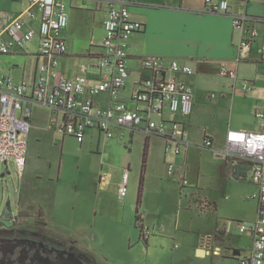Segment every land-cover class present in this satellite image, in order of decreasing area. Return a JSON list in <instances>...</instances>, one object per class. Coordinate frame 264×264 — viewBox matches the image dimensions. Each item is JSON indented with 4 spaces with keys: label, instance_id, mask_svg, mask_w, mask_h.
Wrapping results in <instances>:
<instances>
[{
    "label": "crops",
    "instance_id": "1",
    "mask_svg": "<svg viewBox=\"0 0 264 264\" xmlns=\"http://www.w3.org/2000/svg\"><path fill=\"white\" fill-rule=\"evenodd\" d=\"M63 1L66 3L69 15V25L61 32V35L67 41L68 49L64 55L60 56L58 69L68 77L75 78L81 73V64L90 63L91 56L103 52L101 42L105 35V20L111 4L119 6L122 1L126 0H68V3ZM130 2L128 7L131 18L140 23L142 29L134 32L128 40L130 76L121 90L120 98L131 107L135 105L133 94L136 87L141 77L150 75L149 71L142 68L141 59L143 57L158 56L177 59L182 64L193 67L192 75L182 73L178 75V78L186 81L194 92V109L186 122L187 138L192 144L186 152L179 154L184 159L180 179L182 181L183 175L187 178L189 154L191 150L198 147L207 148L218 158L224 160V172L234 176L237 173L236 166L231 165L219 151L226 144L229 128L253 131L260 129L261 120L255 116V111L263 108L264 101V0H229L232 13H246L252 17L244 28L236 27L230 14L206 11V0H130ZM29 10L33 13V17L27 14ZM42 15V9L32 4L30 0H0V34L8 24L18 18L24 22L25 29L37 30ZM253 28L257 29L258 35L254 38L252 49L246 59L239 60L240 42L243 38L250 36ZM1 37L4 41L10 40L7 34H2ZM40 41V36L37 35L22 45L14 43L7 53L0 51V65L3 73L16 82L23 80L33 82L44 61L40 55ZM224 65L234 70L235 75H222L220 70ZM87 76L89 84H95L100 81L101 72L99 68L91 66ZM245 82H249L250 88L244 89ZM92 98L94 103L101 107H107L112 102L108 92ZM82 99L83 97L79 98V100ZM49 110L52 115L53 112ZM32 116L33 111L29 118L32 123V134L30 132L29 137L38 138L41 135V129L32 131L34 125ZM153 118L174 120L179 119L180 115L165 107L161 114H154ZM51 131L55 134V139L60 141L63 151L69 141L76 143V138L73 136L64 135L55 130ZM138 133L145 136L149 149L151 138L157 136L148 137L138 130L133 132L127 130L123 140L109 139L97 129L88 130L85 140L77 146L81 150L96 146L98 150H102V157L105 159L104 155L107 156V150H110V156L111 150L120 145L131 148ZM206 137L213 140V146L210 148L204 146ZM157 138L164 141V160L167 161L170 155L166 156L165 153L166 141L162 137ZM28 140L26 165L22 174L18 173L19 184L15 197L10 198L15 214H21L40 223L56 219L58 226L52 228L53 231L78 238L83 231H86L85 228L89 227L90 217L93 218L104 212L102 210L104 203L93 204L87 200L81 205L67 203L65 208L63 205L65 202L55 201L54 204H49L48 189L43 183L44 175L38 164L41 155H36V160H34L35 151H29L30 138ZM38 142L41 141L38 140ZM103 150H106L105 154ZM46 156L47 159H51V156ZM170 162L168 161L167 164ZM48 163L50 165L52 161L49 160ZM235 163L239 162L235 161ZM14 168L16 169L17 166L13 160L3 163L0 166V178L11 174ZM127 168L130 171V167L127 166L124 167L122 173L117 168L113 169L111 165L103 162L96 173L101 187L117 184L118 189ZM248 174V171L242 172L238 178L246 177ZM115 176L118 180L114 179ZM199 179L200 177L197 186ZM65 209L66 211H63ZM77 216L82 217L83 221L75 224ZM142 224L146 223L142 222ZM90 226L92 228V225ZM146 226L150 228L149 225L146 224ZM220 232L226 234L224 229ZM209 240L208 243L203 242L195 247L196 257H209L216 254L218 257H223V260L217 264H239V257L250 251H244L238 244H233L228 247L230 253L224 254L220 243L210 244ZM178 264L202 263L181 261Z\"/></svg>",
    "mask_w": 264,
    "mask_h": 264
},
{
    "label": "built area",
    "instance_id": "2",
    "mask_svg": "<svg viewBox=\"0 0 264 264\" xmlns=\"http://www.w3.org/2000/svg\"><path fill=\"white\" fill-rule=\"evenodd\" d=\"M39 6L42 19L37 30L25 29L21 18L8 24L2 31L9 41L0 34V51L7 53L14 43L24 44L37 35L40 36V55L44 58L38 76L33 82L14 81L3 73L0 65V166L13 160L22 174L26 165L29 134L32 123L29 119L34 105H42L53 112L48 124L50 130L70 135L79 142L85 140L88 130L97 129L107 138L123 140L126 131H141L146 136L165 139L166 156H176L186 152L192 144L187 138L186 122L194 109V92L180 73L192 75L193 67L182 64L177 59L158 56H146L141 59L142 68L150 75L141 77L133 94V107L120 98L122 88L130 76L128 64V40L142 29V25L131 18L128 4L122 1L117 6L111 4L105 20V35L101 46L103 52L91 56L90 63L80 65L81 73L70 78L58 69L59 58L67 52L66 39L61 35L69 25V15L63 0H30ZM206 11L230 14L236 27L244 28L252 17L246 13L231 12L229 0H206ZM33 17L31 10L27 12ZM257 29L250 31V36L243 38L239 45V60L246 59L252 49ZM264 60V55H263ZM91 66L99 68L101 79L89 84L87 72ZM224 76L235 75L228 66H222ZM250 88L249 82L244 89ZM108 92L112 102L107 107L95 104L93 96ZM83 97L82 100H79ZM165 107L180 115L179 119H155L154 114H161ZM262 109L255 111L261 120L257 131L229 128L226 144L219 151L231 161H238L249 167V175L257 186L253 197L258 201V219L247 223L239 222L241 233L250 232L253 243L249 253L239 257V264H264V101ZM204 146L212 147L211 138L204 139ZM176 169L174 162L168 164V174ZM129 169H125L119 194L124 197L128 191ZM182 185L189 183L183 175ZM150 230L142 225V234L147 239Z\"/></svg>",
    "mask_w": 264,
    "mask_h": 264
},
{
    "label": "rangeland",
    "instance_id": "3",
    "mask_svg": "<svg viewBox=\"0 0 264 264\" xmlns=\"http://www.w3.org/2000/svg\"><path fill=\"white\" fill-rule=\"evenodd\" d=\"M65 1L68 3V0ZM50 113L41 105L33 108L32 131L41 129V135L38 138L29 137V151H35L34 160L36 155H41L38 164L44 175L43 183L48 189L49 204L65 202V208L67 203L81 205L87 200L93 204L104 203V212L90 217L89 227L78 236L102 264H178L181 261L217 264L223 260L222 256H195V247L203 242L208 243V239L210 244L220 243L224 254L230 253L228 247L233 244H238L244 251L250 250L253 235L238 230L239 222L258 219V201L253 197L257 186L249 174L239 178L226 174L224 160L207 148L198 147L189 154V183L182 187L183 156H170L165 161L164 141L152 137L141 197L142 222L150 226L145 240L137 225L135 211L145 136L136 134L134 144L129 149L120 145L111 150L110 156V150H107L105 159L102 150L96 146L79 149L77 145L81 142L76 139V143L69 141L63 151L60 141L48 129ZM103 152L105 154L106 150ZM46 155L51 159H47ZM49 160L52 161L50 165ZM168 161L178 166L172 175L168 174ZM103 162L122 173L124 167H130L128 191L124 197L118 193L117 184L101 187L96 173ZM0 179L1 204L15 197L19 184L17 168ZM114 179L118 180L116 176ZM81 221L83 218L77 216L74 223ZM41 223L50 230L58 226L56 219ZM222 229L226 234L220 232Z\"/></svg>",
    "mask_w": 264,
    "mask_h": 264
},
{
    "label": "flooded vegetation",
    "instance_id": "4",
    "mask_svg": "<svg viewBox=\"0 0 264 264\" xmlns=\"http://www.w3.org/2000/svg\"><path fill=\"white\" fill-rule=\"evenodd\" d=\"M0 264H102L77 237L21 214L0 226Z\"/></svg>",
    "mask_w": 264,
    "mask_h": 264
},
{
    "label": "water",
    "instance_id": "5",
    "mask_svg": "<svg viewBox=\"0 0 264 264\" xmlns=\"http://www.w3.org/2000/svg\"><path fill=\"white\" fill-rule=\"evenodd\" d=\"M230 164L233 166H236L237 173L234 175V177H237L241 175L242 172H247L249 170V167L243 166L242 163H235L234 161H230ZM15 211L13 209V206L10 202V199L7 200L6 202H3L0 204V226L1 225H6L8 224V221H11V218L14 215Z\"/></svg>",
    "mask_w": 264,
    "mask_h": 264
},
{
    "label": "trees",
    "instance_id": "6",
    "mask_svg": "<svg viewBox=\"0 0 264 264\" xmlns=\"http://www.w3.org/2000/svg\"><path fill=\"white\" fill-rule=\"evenodd\" d=\"M147 152H148V144L145 142L144 145V151H143V165H142V172L140 176V184H139V191H138V197H137V206H136V222L137 225L141 228L142 232V216L140 212V207H141V197H142V187H143V182H144V172H145V167H146V159H147ZM142 237L144 238L143 234ZM146 240V238H144Z\"/></svg>",
    "mask_w": 264,
    "mask_h": 264
}]
</instances>
